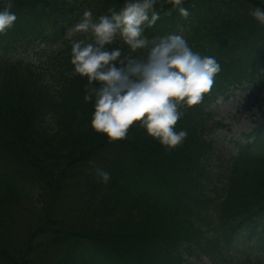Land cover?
<instances>
[{"label": "clouds", "instance_id": "9594fccd", "mask_svg": "<svg viewBox=\"0 0 264 264\" xmlns=\"http://www.w3.org/2000/svg\"><path fill=\"white\" fill-rule=\"evenodd\" d=\"M164 2L188 15L184 0H123L118 8L100 13L84 9L65 35L72 71L87 79L84 100L94 109L90 126L111 141L140 127L165 148L175 149L188 136L187 129L177 128L181 106L199 105L221 71L214 56L193 51L182 33L146 34L160 18L157 6ZM15 4L0 0V34L18 19ZM249 14L264 24V5L253 6ZM63 46L58 42L57 47ZM96 172L105 183L111 178L102 167Z\"/></svg>", "mask_w": 264, "mask_h": 264}, {"label": "trees", "instance_id": "16d2710c", "mask_svg": "<svg viewBox=\"0 0 264 264\" xmlns=\"http://www.w3.org/2000/svg\"><path fill=\"white\" fill-rule=\"evenodd\" d=\"M111 2L120 5L123 3V0H111ZM246 2L249 4L248 0ZM250 2L254 5H264V0H250ZM237 18L239 17L237 16ZM249 23L251 25L249 28H255L259 35L263 37L257 38L254 41L255 49L260 50L264 47V24H261L256 19H251ZM172 156L171 153L157 155L146 166V169L151 170V174L141 173L134 175L135 179L143 181L138 195L145 199L144 206L140 209L131 206L126 212L127 216H136L144 210L152 217L151 224H153L157 221L160 213L164 209L163 198H167L176 186L177 188L179 186H186L185 193L188 196V200L198 199V197L205 194L202 190L203 179L201 174L193 175L187 171L188 169H183V166L180 164H176L171 168L167 160ZM253 167L251 171L241 173L233 172L228 177V189L223 195L224 199L227 198L228 203L225 205V213L222 214V217L227 218L228 224L232 223L233 216L240 215V217L246 218L252 212L264 206V162H257ZM183 229H185V220L181 214L177 213V232ZM212 243L218 247V244L221 242L219 239H215ZM209 245L210 243H208ZM130 255V248H128L124 257Z\"/></svg>", "mask_w": 264, "mask_h": 264}, {"label": "rangeland", "instance_id": "374dc122", "mask_svg": "<svg viewBox=\"0 0 264 264\" xmlns=\"http://www.w3.org/2000/svg\"><path fill=\"white\" fill-rule=\"evenodd\" d=\"M230 105H231V101L230 102H227V103H222V106L221 108L219 109V112L224 115L225 113H230V114H233V111H231V108H230ZM236 111H234L235 113ZM242 114H246L245 111L243 110L242 112H239L238 113V116H241ZM247 126L245 124H239L237 128H234V132H238V131H241L243 129H246ZM255 255L251 256V257H254ZM259 257H262L264 258V254H261L259 255ZM262 264H264V259L262 261Z\"/></svg>", "mask_w": 264, "mask_h": 264}]
</instances>
